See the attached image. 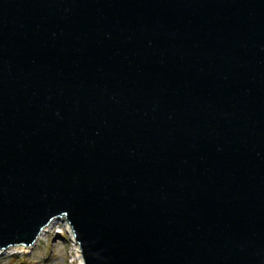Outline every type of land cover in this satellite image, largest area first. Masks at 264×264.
I'll list each match as a JSON object with an SVG mask.
<instances>
[{"label":"water","instance_id":"95a60500","mask_svg":"<svg viewBox=\"0 0 264 264\" xmlns=\"http://www.w3.org/2000/svg\"><path fill=\"white\" fill-rule=\"evenodd\" d=\"M63 221L81 264H264V0H0V254Z\"/></svg>","mask_w":264,"mask_h":264},{"label":"rangeland","instance_id":"374dc122","mask_svg":"<svg viewBox=\"0 0 264 264\" xmlns=\"http://www.w3.org/2000/svg\"><path fill=\"white\" fill-rule=\"evenodd\" d=\"M77 258L69 234L64 224L59 222L54 224L29 251L1 255L0 264H18L21 261L27 264H79Z\"/></svg>","mask_w":264,"mask_h":264},{"label":"bare ground","instance_id":"6f19581e","mask_svg":"<svg viewBox=\"0 0 264 264\" xmlns=\"http://www.w3.org/2000/svg\"><path fill=\"white\" fill-rule=\"evenodd\" d=\"M59 222H57V223H55V224H58ZM60 223H62V222H60ZM62 224H64V223H62ZM54 225V224H53ZM52 225V226H53ZM52 226H50L49 228H47L46 230H44L40 235H39V238L37 239V242H39V240H41V238H42V236H44L46 233H48L49 232V230L52 228ZM64 226H65V229L67 230V227H66V225L64 224ZM67 232H68V230H67ZM36 242V243H37ZM28 250V249H27ZM26 250V251H27ZM26 251H15V252H10V253H16V252H20V253H22V252H26ZM9 253V252H8ZM76 253V252H75ZM5 254V253H4ZM1 255H3V254H0V256ZM76 255H77V253H76ZM77 257H78V255H77ZM78 259H79V257H78ZM80 261V260H79ZM79 264H81V263H79Z\"/></svg>","mask_w":264,"mask_h":264},{"label":"trees","instance_id":"16d2710c","mask_svg":"<svg viewBox=\"0 0 264 264\" xmlns=\"http://www.w3.org/2000/svg\"><path fill=\"white\" fill-rule=\"evenodd\" d=\"M15 259H16V256L15 257H13V260L15 261ZM18 264H27L26 262H24V261H21L20 263H18Z\"/></svg>","mask_w":264,"mask_h":264}]
</instances>
